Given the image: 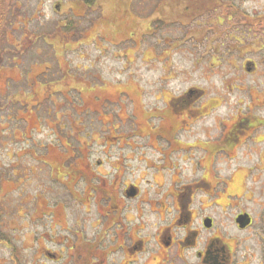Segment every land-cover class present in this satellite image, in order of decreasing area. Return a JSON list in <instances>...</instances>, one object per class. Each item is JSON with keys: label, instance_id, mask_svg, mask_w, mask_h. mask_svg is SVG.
Wrapping results in <instances>:
<instances>
[{"label": "rangeland", "instance_id": "374dc122", "mask_svg": "<svg viewBox=\"0 0 264 264\" xmlns=\"http://www.w3.org/2000/svg\"><path fill=\"white\" fill-rule=\"evenodd\" d=\"M0 32V264H152L177 191L264 264V0H6Z\"/></svg>", "mask_w": 264, "mask_h": 264}, {"label": "flooded vegetation", "instance_id": "af4514ba", "mask_svg": "<svg viewBox=\"0 0 264 264\" xmlns=\"http://www.w3.org/2000/svg\"><path fill=\"white\" fill-rule=\"evenodd\" d=\"M203 183L205 182L202 180ZM187 188V187H186ZM126 191V190H124ZM137 192L134 186H130L126 194L130 192ZM190 191V189L188 190ZM167 196L171 197V205L167 211L170 215L168 222L160 228L156 235L153 237V249L151 251L152 264H234L229 254L228 243L221 241L220 237L212 234L204 239L200 244L201 231H214V220L209 215H203L198 219L195 226L194 221L196 216H192V212L189 210V201H191L187 191L169 192ZM210 205H218L216 202H212ZM167 202H159V207L162 208L163 213L167 210ZM244 213L243 211L239 212ZM208 218L211 220L209 227H206L204 220ZM250 223L246 226H250ZM245 227V228H246ZM143 241L135 239L131 245L133 250L143 249ZM201 246V247H200ZM114 249L112 251H115ZM143 251V250H142Z\"/></svg>", "mask_w": 264, "mask_h": 264}, {"label": "water", "instance_id": "95a60500", "mask_svg": "<svg viewBox=\"0 0 264 264\" xmlns=\"http://www.w3.org/2000/svg\"><path fill=\"white\" fill-rule=\"evenodd\" d=\"M129 195H134V192H130ZM251 221V217L247 213H240L235 218V222L238 225L239 228H245ZM204 224L206 227H209L211 224V220L206 218L204 220Z\"/></svg>", "mask_w": 264, "mask_h": 264}, {"label": "trees", "instance_id": "16d2710c", "mask_svg": "<svg viewBox=\"0 0 264 264\" xmlns=\"http://www.w3.org/2000/svg\"><path fill=\"white\" fill-rule=\"evenodd\" d=\"M6 0H0V16L2 14V3L4 4ZM1 33V32H0ZM2 35V34H1ZM1 41V38H0Z\"/></svg>", "mask_w": 264, "mask_h": 264}]
</instances>
